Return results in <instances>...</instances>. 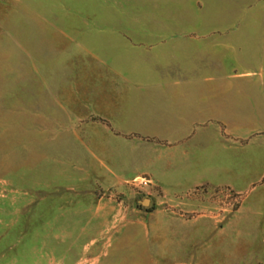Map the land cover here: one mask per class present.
Here are the masks:
<instances>
[{
  "label": "rangeland",
  "instance_id": "1",
  "mask_svg": "<svg viewBox=\"0 0 264 264\" xmlns=\"http://www.w3.org/2000/svg\"><path fill=\"white\" fill-rule=\"evenodd\" d=\"M106 63L243 77L242 189L99 186L85 105ZM261 141L264 0H0V264H264Z\"/></svg>",
  "mask_w": 264,
  "mask_h": 264
},
{
  "label": "crops",
  "instance_id": "2",
  "mask_svg": "<svg viewBox=\"0 0 264 264\" xmlns=\"http://www.w3.org/2000/svg\"><path fill=\"white\" fill-rule=\"evenodd\" d=\"M106 69L85 105L99 186L123 189L145 177L160 203L201 187L242 189L243 100L228 84L243 77L227 76L226 63H106ZM258 144L264 151V141ZM263 178L264 170L257 179ZM167 227L173 233L174 221L161 224Z\"/></svg>",
  "mask_w": 264,
  "mask_h": 264
},
{
  "label": "built area",
  "instance_id": "3",
  "mask_svg": "<svg viewBox=\"0 0 264 264\" xmlns=\"http://www.w3.org/2000/svg\"><path fill=\"white\" fill-rule=\"evenodd\" d=\"M137 179H135V181H136ZM140 180V184L141 185H145V186H147V185H149L151 182H150V180H148L147 178H144V177H142V178H140L139 179Z\"/></svg>",
  "mask_w": 264,
  "mask_h": 264
}]
</instances>
